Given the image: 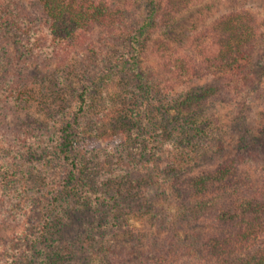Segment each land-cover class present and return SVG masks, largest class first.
Segmentation results:
<instances>
[{
    "label": "rangeland",
    "instance_id": "obj_1",
    "mask_svg": "<svg viewBox=\"0 0 264 264\" xmlns=\"http://www.w3.org/2000/svg\"><path fill=\"white\" fill-rule=\"evenodd\" d=\"M104 1L112 22L60 47L46 35L45 17L36 0H0V19L7 20L5 14L11 12L13 21L8 18L7 27L22 28L14 34L0 23V264H38L44 256L41 251L30 259L28 240L38 232L55 188L68 173L57 154L58 131L70 120L82 90L88 91L90 107L74 134L73 153L92 198L121 209L122 216L112 224H119L121 231L118 241H106L105 236L95 243L84 241L73 256L65 246L63 264H135L131 249L140 258L146 236L164 237L155 229L151 212L143 208H155L159 220L185 207L179 193L163 188L159 176L188 180L215 169L236 153L238 135L248 139L259 124L264 83L260 92L239 104L209 99L203 115L215 133L190 143L188 149L179 144L177 122L187 119L177 113V106L184 95L211 83L208 78L185 77L182 58L190 57L194 38L222 16L240 10L251 14L263 33L264 0H191L170 25L152 32L136 70L130 67L127 33L141 24L149 9L140 0ZM165 44L175 48V55L162 58L156 53L154 46ZM119 60L127 66L123 73L115 66ZM167 62L169 70L164 67ZM253 64L263 78L264 44L255 52ZM143 76L154 83L148 104L138 92ZM97 78L104 81L97 85ZM28 147L36 152L25 159L23 150ZM16 164H28L27 172L18 177ZM243 169L250 176L264 177L254 163ZM89 229L81 230L90 234Z\"/></svg>",
    "mask_w": 264,
    "mask_h": 264
},
{
    "label": "trees",
    "instance_id": "obj_2",
    "mask_svg": "<svg viewBox=\"0 0 264 264\" xmlns=\"http://www.w3.org/2000/svg\"><path fill=\"white\" fill-rule=\"evenodd\" d=\"M36 1L43 10L46 35L56 40L60 47L70 41L85 39L94 27L112 22L110 9L104 0ZM140 1L148 7V15L133 32L127 33L130 67L135 70L152 32L162 25H170L191 2ZM5 15H8L7 20L13 21L11 12ZM7 20L0 19L6 30L14 34L16 30H22L11 25L7 27V24H11ZM19 37L22 39L25 36L20 33ZM26 37L25 42L30 39ZM263 44L264 32L259 30L256 19L241 10L222 16L194 38L193 52L189 53L190 57L182 58L185 77L208 78L211 83L196 92L187 93L178 104L177 113L187 119L182 123L177 122L182 137L180 145L191 148L190 143L209 138L215 133L203 115L209 99L227 105L239 104L250 94L260 92L264 77L261 78L253 63L255 52ZM154 47L162 58L176 53L175 48L167 44ZM115 66L119 73L127 69L123 60H119ZM164 67L169 70L171 65L167 62ZM102 81V78H97L94 83L100 85ZM152 85L154 83L148 76H145V80L144 76L140 78L138 92L144 103L148 104L151 99ZM89 99L86 89L77 94L70 120L58 131L57 154L66 164L68 173L63 184L55 188L53 200L43 215L38 232L28 240L27 254L30 259L36 258L41 251L44 254L42 259H38V264L39 261L40 264H63L65 246H69L71 255H74L83 249L84 241L95 243V239L102 236L106 241H118L116 239L121 228L119 224L116 227L112 224L119 219L118 216H122L121 209L115 203L92 198L79 174L82 165L73 153L74 134L90 107ZM143 125L147 127L148 124L144 122ZM248 133L251 134V131ZM245 137L238 135L236 153L232 157L196 178L182 180L179 176H159L163 188L179 193L185 207L176 210L173 215L164 214L159 220L155 208L150 205L143 208L151 212L155 229L164 233V237L146 236L145 254L140 258L138 251L131 249L129 256L136 261L135 264H264V177H253L245 169L241 170L248 163H254L257 169L264 171V110L255 132L248 139ZM148 139L157 143L152 136ZM154 149L157 147L154 146ZM35 152L28 147L23 150L27 156L24 158L32 157ZM27 165L16 164L18 177L27 172ZM9 167L13 169V165ZM4 171L8 173L7 168ZM133 206L130 205L131 208ZM112 227L116 229L109 233ZM83 228H90V234L81 230ZM73 234L76 236L71 238ZM112 253L116 254L114 251Z\"/></svg>",
    "mask_w": 264,
    "mask_h": 264
}]
</instances>
